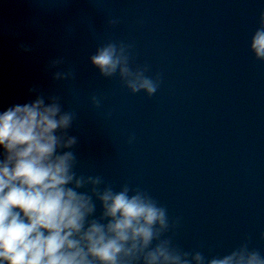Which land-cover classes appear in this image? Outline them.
I'll list each match as a JSON object with an SVG mask.
<instances>
[{"label": "water", "instance_id": "95a60500", "mask_svg": "<svg viewBox=\"0 0 264 264\" xmlns=\"http://www.w3.org/2000/svg\"><path fill=\"white\" fill-rule=\"evenodd\" d=\"M262 11L264 0H0V112L60 96L78 115L79 172L147 191L179 220L169 235L183 251L247 241L264 255V63L249 51ZM108 42L160 75L153 96L91 66ZM68 67L74 80H53Z\"/></svg>", "mask_w": 264, "mask_h": 264}, {"label": "clouds", "instance_id": "9594fccd", "mask_svg": "<svg viewBox=\"0 0 264 264\" xmlns=\"http://www.w3.org/2000/svg\"><path fill=\"white\" fill-rule=\"evenodd\" d=\"M107 24L115 27L119 20ZM130 49L108 42L88 60L104 79L118 75L130 93L151 97L160 75H146L147 65L134 67ZM249 51L264 63V11ZM63 63L58 58L49 67ZM75 76L68 67L52 78ZM90 103L100 109L103 97L93 94ZM77 118L60 96L43 93L0 112V264H264V255L247 241L223 256L183 251L173 240L179 220H170L167 208L147 191L79 172L74 151L79 137L69 134Z\"/></svg>", "mask_w": 264, "mask_h": 264}]
</instances>
